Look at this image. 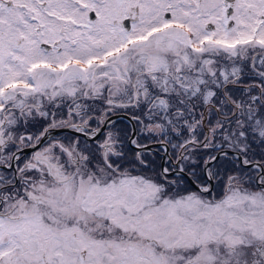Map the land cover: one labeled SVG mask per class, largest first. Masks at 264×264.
<instances>
[{
	"label": "snow or ice",
	"instance_id": "obj_1",
	"mask_svg": "<svg viewBox=\"0 0 264 264\" xmlns=\"http://www.w3.org/2000/svg\"><path fill=\"white\" fill-rule=\"evenodd\" d=\"M0 264H264V0H0Z\"/></svg>",
	"mask_w": 264,
	"mask_h": 264
}]
</instances>
